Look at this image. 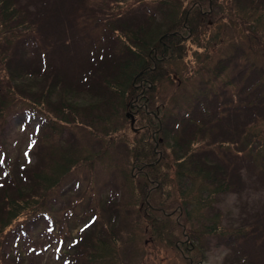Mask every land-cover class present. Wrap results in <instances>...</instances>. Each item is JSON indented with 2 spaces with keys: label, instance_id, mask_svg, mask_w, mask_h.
I'll list each match as a JSON object with an SVG mask.
<instances>
[{
  "label": "trees",
  "instance_id": "16d2710c",
  "mask_svg": "<svg viewBox=\"0 0 264 264\" xmlns=\"http://www.w3.org/2000/svg\"><path fill=\"white\" fill-rule=\"evenodd\" d=\"M191 1L195 4L188 8L191 3L184 0H0V121L7 120L5 112L10 108L29 113V124L23 129L36 145L30 155H39L45 165L44 170L33 171L39 193L11 199V191L20 188V181L16 186L18 176L33 169L25 157L22 164L19 153L8 156L2 148L8 130L0 123V199L9 195L0 212V264L11 256L3 253V247L13 249L21 237H31L41 214L53 212L49 201L61 202L57 207L61 218L75 219L79 201L74 193L63 190L62 182L72 169L80 167L76 149L96 144L105 152L102 140H127L124 132L133 133L124 113L126 105L137 97V103L146 104L152 112L162 110L163 135L169 132L167 126L180 134L188 127L194 129V143L178 136L170 141L168 153L174 163L171 153L183 160L181 170H194L205 182L174 201L189 220L193 201L197 205L205 198L230 193L242 200L247 167L244 153L251 143L246 128L237 125L241 139L236 144L241 148H232L223 118L229 112H219L216 101L225 89L233 88L241 93V111L248 112L251 102L259 97L264 100V0ZM203 25L215 31L204 36ZM222 34L223 40L214 43ZM185 40H190L191 50L184 46ZM164 83L182 100L163 96L168 93L161 88ZM263 106L264 101L260 103ZM190 108L198 109L199 114ZM137 111L139 117L145 116L143 109ZM253 113L256 117L250 118V123L257 126L255 143L264 137L258 129L264 126V108ZM96 124L107 128L98 129ZM209 130L215 142L203 143ZM152 148L151 140L145 142V153ZM223 149L226 162L216 164L219 172H205L207 161L213 165V159L206 160L205 155ZM64 150L62 162L55 163ZM263 167L252 166L249 176L264 186ZM213 220H205L202 229L208 230L206 226ZM214 224L208 230L212 234L230 231L221 227L220 221ZM96 229L97 233L91 229L82 233L73 247L72 264H112L103 252L107 246L99 237L101 231ZM243 251L249 252V248ZM245 254L236 255L233 264H263L253 254L248 258ZM12 260L19 263L23 259ZM30 264L37 261L32 258Z\"/></svg>",
  "mask_w": 264,
  "mask_h": 264
},
{
  "label": "rangeland",
  "instance_id": "374dc122",
  "mask_svg": "<svg viewBox=\"0 0 264 264\" xmlns=\"http://www.w3.org/2000/svg\"><path fill=\"white\" fill-rule=\"evenodd\" d=\"M180 1V0H179ZM185 3H191V5L188 7L190 8L195 3H192L191 0H184ZM206 25L202 26V29H206L205 32H203L204 36H207L208 33L213 32L215 30L205 28ZM186 37V36H185ZM223 40V34L221 36H218L214 40V43L218 44V42H221ZM184 46L191 50L189 47L191 45L190 40L184 41ZM250 47H254V44ZM213 48V44L209 46L210 49ZM208 55L211 54L208 52ZM175 65V64H173ZM68 67L65 68V72H67ZM165 75V74H164ZM164 86H167V88H163ZM162 90H167L168 93L163 96H168L173 90H170L171 85L169 83H164L161 86ZM170 90V92H169ZM10 111H6L5 114L7 115V120L5 122L0 121L2 124L3 129L8 130V138H5V145L2 147L5 152L8 154V156L17 155L19 153L21 157V163L23 164V155L24 151H28L29 154L25 159L27 161L32 162L31 168L32 170V180L31 185L29 184V181L27 183H23L20 181V188L19 190L15 189L11 191V199H16L19 194L22 195H31L35 192H38L37 188V181H35V178L33 176V171H42L44 170V162L41 163V159L39 155H30V150H32L36 145L30 143V139L28 138L29 132H26V130L23 129V127L27 124H29L27 117H31L29 113H26L24 111H15V109H9ZM236 118L241 120L242 122L245 121V118L242 114H239ZM34 120H38L39 118L33 117ZM140 122L137 124V127L143 126L142 118L140 117ZM34 123V122H31ZM164 124V123H163ZM1 128V126H0ZM96 128L102 129L107 128V125L104 124H96ZM144 128V127H142ZM110 133V132H109ZM125 138L132 143L133 141V135L129 133L127 130L124 132ZM150 133L144 130L139 138L144 142H149L151 139H148V135ZM228 137L229 134L226 131L225 133ZM163 149H166V146L163 147ZM84 149H76V155L79 157L83 154ZM91 151H95L93 148ZM45 157V155H44ZM125 165L127 164V160H125ZM166 165H162L164 167ZM119 166L115 167V173L117 174V178L119 180L118 188L122 191V197L125 199V201L130 202L132 201V197H137L138 201L140 199L139 197V190L137 188V184L131 183V182H125L122 176L121 168H118ZM128 167L124 168V172H128ZM162 172H165L162 170ZM256 182L255 178H251L250 184L254 185ZM256 186V185H255ZM255 186L252 188L255 189ZM143 187V184H141L140 188ZM148 185L145 182L144 184V190L143 194L147 192ZM170 190L169 186L162 187L160 190V194H154L151 195L150 203L155 209H163L166 212H172L175 210L176 206H172L171 203L173 201L169 200L168 195H171L168 191ZM264 194L263 189L256 190V197L262 196ZM143 196V195H142ZM143 198V197H142ZM7 200H9V195L6 197ZM215 208L209 209L211 211H215L216 209H220V211L224 214V222L227 224L234 223L233 225H236V222H241L239 220H236L235 218L237 215H235L234 206L236 202V198H231L228 202L222 203L219 198H213ZM5 203V199H0V212L3 211L4 208L1 206ZM141 204V201H140ZM90 209L95 212L97 215L98 210L94 208V206H90ZM129 214H124L119 224L113 229L111 233V237L108 238L109 245L115 244L117 247V251L115 253V256H109L112 260V264H180L179 262V254L174 249V246H169L168 243H170L174 235L173 233H165L162 235H159L157 232H155L152 228H147V226L156 225L157 223H161L162 226L172 228L173 223L175 222V217L165 219L162 217L160 213L150 212L147 210V208L144 206L142 209V215L140 216V209L139 207L137 209H134L136 213H134V210H132L131 207L127 208ZM104 215L108 213L106 209H101ZM132 211V213H131ZM131 213V214H130ZM137 214V215H136ZM235 215V216H234ZM264 211L259 212H253L251 214L252 218H257L259 216H263ZM204 216L212 217V214L205 213ZM57 219V218H55ZM106 218L103 217L102 220H105ZM42 222H45L43 220ZM197 222H194L192 224L193 227L196 229L198 228ZM41 226H44L42 224ZM45 226H47V223L45 222ZM80 226V225H79ZM199 232V235L191 236L188 232H186L187 236L189 237V242L192 247H195L198 245L200 240H208L209 238L203 237L201 235L202 230L197 229ZM162 236V238H160ZM169 237V238H168ZM175 238L176 242L183 241L184 238L182 237V234L177 230L175 232ZM169 239V240H168ZM214 240H218V238H214ZM185 241V240H184ZM211 244H214V241H211ZM223 244V243H222ZM224 245V244H223ZM225 248L232 250V244L228 243L227 245H224ZM222 247V248H221ZM213 251V253L210 256V260L207 264H225V257L229 254V251L225 249L223 246H221ZM245 254V258H248L250 256V253L248 251H243ZM242 254V253H241ZM252 254L255 257H258L264 264V242L260 241H254L252 240ZM199 257V254H196ZM189 256H192L189 254ZM195 261H198L197 258L194 259ZM231 261V259H229ZM18 264V263H17ZM42 264H61L56 259V253L54 252L51 254V256L44 255V259L42 261Z\"/></svg>",
  "mask_w": 264,
  "mask_h": 264
}]
</instances>
